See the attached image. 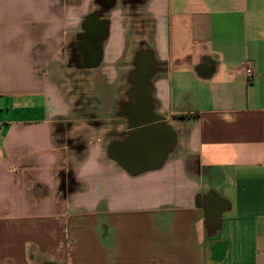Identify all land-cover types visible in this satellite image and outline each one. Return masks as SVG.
Wrapping results in <instances>:
<instances>
[{"label": "crops", "instance_id": "0c3cea01", "mask_svg": "<svg viewBox=\"0 0 264 264\" xmlns=\"http://www.w3.org/2000/svg\"><path fill=\"white\" fill-rule=\"evenodd\" d=\"M78 41L68 188L48 69ZM0 264H264V0H0Z\"/></svg>", "mask_w": 264, "mask_h": 264}, {"label": "rangeland", "instance_id": "374dc122", "mask_svg": "<svg viewBox=\"0 0 264 264\" xmlns=\"http://www.w3.org/2000/svg\"><path fill=\"white\" fill-rule=\"evenodd\" d=\"M79 41L71 42L66 48V55L63 54L51 63L48 74L50 77V104L53 109L58 110L56 104H61L66 115L53 117L54 134L56 141L63 148L62 160L63 169L68 180L67 187L70 188L72 181V168L76 164L80 152L85 149L89 139H84L83 134L75 129L79 124H85L95 121V116L91 113L101 106L90 91L89 84H86V77L89 76L87 67L79 70L80 64L87 65L85 57L79 52ZM78 52V53H77ZM77 62L75 66L74 63ZM80 63V64H79ZM57 98H60L57 101ZM137 101H132V104ZM92 118V119H91Z\"/></svg>", "mask_w": 264, "mask_h": 264}, {"label": "water", "instance_id": "95a60500", "mask_svg": "<svg viewBox=\"0 0 264 264\" xmlns=\"http://www.w3.org/2000/svg\"><path fill=\"white\" fill-rule=\"evenodd\" d=\"M148 124H151V121L145 120V121L139 122L137 124V126H147ZM153 128H154V125H150L148 127L142 128V129H137V134L138 133H148V132L152 131Z\"/></svg>", "mask_w": 264, "mask_h": 264}, {"label": "built area", "instance_id": "2783aa9c", "mask_svg": "<svg viewBox=\"0 0 264 264\" xmlns=\"http://www.w3.org/2000/svg\"><path fill=\"white\" fill-rule=\"evenodd\" d=\"M252 68L250 66H247L246 69H245V74L248 76V77H252Z\"/></svg>", "mask_w": 264, "mask_h": 264}]
</instances>
